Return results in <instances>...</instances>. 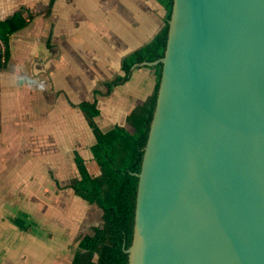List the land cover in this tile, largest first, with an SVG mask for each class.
Instances as JSON below:
<instances>
[{
  "label": "water",
  "instance_id": "1",
  "mask_svg": "<svg viewBox=\"0 0 264 264\" xmlns=\"http://www.w3.org/2000/svg\"><path fill=\"white\" fill-rule=\"evenodd\" d=\"M128 264H264V0H173Z\"/></svg>",
  "mask_w": 264,
  "mask_h": 264
},
{
  "label": "crops",
  "instance_id": "2",
  "mask_svg": "<svg viewBox=\"0 0 264 264\" xmlns=\"http://www.w3.org/2000/svg\"><path fill=\"white\" fill-rule=\"evenodd\" d=\"M21 8L34 18L10 36L0 67V264H71L85 253L79 242L109 221L69 187L80 161L102 173L80 104L97 100L102 131L132 130L127 116L154 94L157 66L136 67L109 95L102 83L153 39L167 9L159 0H0V20Z\"/></svg>",
  "mask_w": 264,
  "mask_h": 264
},
{
  "label": "trees",
  "instance_id": "3",
  "mask_svg": "<svg viewBox=\"0 0 264 264\" xmlns=\"http://www.w3.org/2000/svg\"><path fill=\"white\" fill-rule=\"evenodd\" d=\"M159 1L167 9L164 25L151 41L123 58L120 72L102 83L107 88L104 95H109L116 86L127 82L133 70L138 67L136 64L154 62L164 55L173 0ZM24 11V8H21L8 18L0 20L1 68L7 65L10 36L26 27L34 18L32 13L25 16ZM161 69V64L157 65L158 78L154 94L143 104L137 105L127 116V122L132 130L116 125L104 132L95 122V117L100 114L97 100L83 101L80 104L96 136L97 141L92 150L102 173L91 175L80 161L82 177L74 179L69 187L90 204L99 206L109 221L105 229L97 230L94 236L79 242V248L85 253H78L71 264H128V254L125 250L129 247L133 234L138 185L135 173H139L141 169Z\"/></svg>",
  "mask_w": 264,
  "mask_h": 264
}]
</instances>
